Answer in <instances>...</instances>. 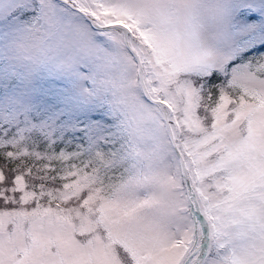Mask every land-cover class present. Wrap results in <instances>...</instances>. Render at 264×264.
I'll return each instance as SVG.
<instances>
[{"label":"snow or ice","instance_id":"1","mask_svg":"<svg viewBox=\"0 0 264 264\" xmlns=\"http://www.w3.org/2000/svg\"><path fill=\"white\" fill-rule=\"evenodd\" d=\"M0 264H264V0H0Z\"/></svg>","mask_w":264,"mask_h":264}]
</instances>
